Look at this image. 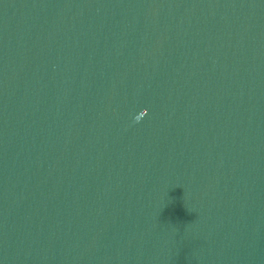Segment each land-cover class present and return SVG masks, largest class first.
I'll return each mask as SVG.
<instances>
[{
	"label": "water",
	"instance_id": "95a60500",
	"mask_svg": "<svg viewBox=\"0 0 264 264\" xmlns=\"http://www.w3.org/2000/svg\"><path fill=\"white\" fill-rule=\"evenodd\" d=\"M0 264H264V0H0Z\"/></svg>",
	"mask_w": 264,
	"mask_h": 264
}]
</instances>
